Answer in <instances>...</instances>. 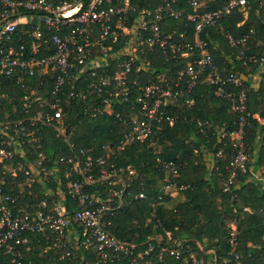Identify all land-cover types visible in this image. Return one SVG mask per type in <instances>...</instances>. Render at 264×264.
<instances>
[{"label":"built area","instance_id":"obj_1","mask_svg":"<svg viewBox=\"0 0 264 264\" xmlns=\"http://www.w3.org/2000/svg\"><path fill=\"white\" fill-rule=\"evenodd\" d=\"M215 1L159 0L149 6L143 0H0V249L12 264H34L25 251L36 235L46 240L45 251L59 250L60 259L70 258L74 247L81 246L93 254L84 264L151 263V243L138 251L140 242L119 238L109 228L125 195L147 196L143 186L133 191L141 175L133 165L117 163L116 152L135 142L151 149V161L164 172L155 185L153 213L164 194L190 187L178 181V163L161 156L160 130L164 123L175 122V106L193 104L200 85L229 98L237 116L238 127L229 132L235 152L226 184L236 170L246 169L245 99L250 88L264 81V30L255 42L261 54L247 55L254 30L234 37L222 19L233 11L245 19L253 0H221L206 8ZM255 1L262 6L255 11L261 18L264 0ZM209 31L237 49L234 57L240 67L230 55L228 63L217 66L213 51L219 44L204 38ZM156 51L164 62H186L170 76L169 68L147 57ZM74 113L110 117L125 129L118 141L102 143L96 153L93 146L68 140ZM44 127L65 139V150L44 147ZM216 156L224 152L219 149ZM95 183L105 185L106 191H90ZM226 225L233 253L235 220ZM169 232L160 249L176 259L187 253L186 263L201 264L196 248L212 252L198 241L194 248L189 239H172ZM158 260L160 264L161 252ZM228 262L227 257H213V264Z\"/></svg>","mask_w":264,"mask_h":264},{"label":"trees","instance_id":"obj_2","mask_svg":"<svg viewBox=\"0 0 264 264\" xmlns=\"http://www.w3.org/2000/svg\"><path fill=\"white\" fill-rule=\"evenodd\" d=\"M143 1H148L149 4H144L153 6L159 0ZM221 2H211L206 8H214ZM251 2L245 19L240 12L233 11L222 19V25L234 37L253 29L254 33H249V48L245 53L258 56L261 54V47L255 46V42L263 38L264 15L258 18L255 11L262 9V6L255 0ZM168 22L176 27L181 26L179 22L174 24L173 20ZM204 38L218 42L219 50L213 51V55L219 68L229 62L228 55L240 67V61L234 57L237 49L231 47L224 36L209 31V35ZM147 57L153 58L158 67L169 68L170 76L186 62L184 58L164 62L158 51L147 54ZM235 89L238 90L237 87ZM230 104L229 98L217 97L211 88L200 85L192 105L175 106V122L171 126L164 123L160 130L163 144L161 156L178 163L177 179L179 182L189 183L190 187L176 195L164 194L163 201L155 204L154 213L151 202L158 190L155 185L157 178L163 177L164 172L151 161V149L145 143L135 142L116 152L117 163L131 164L141 175L139 181L133 182V191L143 186L147 196L134 198L132 195H125L123 204L113 219L115 225L109 228L119 238H132L140 242L138 251H143L151 243L153 248L147 255L150 264L159 262L160 252V264H192L184 261L187 253L176 259L167 250L161 251L160 247L167 241V231H170L172 239H189L194 248L198 241L204 251L211 249L212 252L203 253L196 248L197 255L203 258L201 264H213L215 256L217 259L229 258L230 262L227 264H264V81L257 89L250 88L246 93L245 104L249 112L243 129L245 152L248 156L246 169L236 170V175L226 184L231 172L229 161L235 152L229 132L238 127L237 116L230 110ZM252 114H258L259 119ZM70 120L74 130L68 140L78 146H93L96 153H99L102 143L118 141L125 129L120 122L105 116L84 118L74 113ZM198 120L203 124L199 125ZM42 132L45 148L65 150L66 141L62 136H57L49 127H44ZM223 133L226 135H222ZM219 149L224 152L223 157L216 156ZM95 188L102 193L106 191L105 185L100 183H95L89 190L93 191ZM180 194L182 198H176ZM232 220L236 224V248L230 253L227 240L229 228L226 223ZM46 244V240L39 235L32 236L25 251L26 259L32 260L34 264H84V258L93 259V254L81 246L74 247L75 253L70 258L60 259L59 250L43 252ZM234 254L238 256L236 259ZM0 264H12L4 249H0Z\"/></svg>","mask_w":264,"mask_h":264},{"label":"rangeland","instance_id":"obj_3","mask_svg":"<svg viewBox=\"0 0 264 264\" xmlns=\"http://www.w3.org/2000/svg\"><path fill=\"white\" fill-rule=\"evenodd\" d=\"M178 197H180V198H181V197H182V196H181V194H180V195H178V196H176V198H178ZM246 208H248V207H246ZM168 232H169V231H168ZM169 233H170V232H169ZM170 235H171V234H170ZM46 246H47V244L43 246V252H45V248H46ZM149 264H150V263H149Z\"/></svg>","mask_w":264,"mask_h":264},{"label":"crops","instance_id":"obj_4","mask_svg":"<svg viewBox=\"0 0 264 264\" xmlns=\"http://www.w3.org/2000/svg\"><path fill=\"white\" fill-rule=\"evenodd\" d=\"M256 175V174H255ZM182 198V197H181ZM73 246V245H72Z\"/></svg>","mask_w":264,"mask_h":264}]
</instances>
